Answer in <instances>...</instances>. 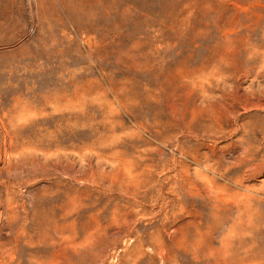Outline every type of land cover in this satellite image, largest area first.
Listing matches in <instances>:
<instances>
[{
  "label": "rangeland",
  "instance_id": "obj_1",
  "mask_svg": "<svg viewBox=\"0 0 264 264\" xmlns=\"http://www.w3.org/2000/svg\"><path fill=\"white\" fill-rule=\"evenodd\" d=\"M0 264H264V0H0Z\"/></svg>",
  "mask_w": 264,
  "mask_h": 264
}]
</instances>
